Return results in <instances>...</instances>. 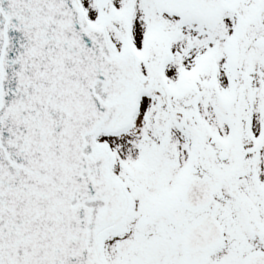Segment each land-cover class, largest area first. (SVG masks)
Here are the masks:
<instances>
[{
    "label": "snow or ice",
    "instance_id": "obj_1",
    "mask_svg": "<svg viewBox=\"0 0 264 264\" xmlns=\"http://www.w3.org/2000/svg\"><path fill=\"white\" fill-rule=\"evenodd\" d=\"M0 264H264V0H0Z\"/></svg>",
    "mask_w": 264,
    "mask_h": 264
}]
</instances>
